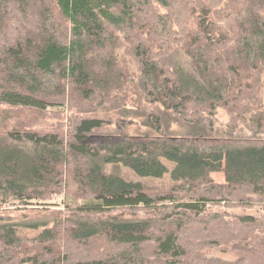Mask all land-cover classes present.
<instances>
[{
  "label": "trees",
  "instance_id": "trees-1",
  "mask_svg": "<svg viewBox=\"0 0 264 264\" xmlns=\"http://www.w3.org/2000/svg\"><path fill=\"white\" fill-rule=\"evenodd\" d=\"M123 27L135 71L114 52ZM262 73L264 0H0V105L75 107L66 143L1 129L0 210L64 190L82 200L28 223L0 215V264H264V216L207 209L264 205ZM97 110L130 122L98 135L111 120ZM115 166L171 186L148 191ZM138 208L152 216L111 214ZM221 248L239 257L201 254Z\"/></svg>",
  "mask_w": 264,
  "mask_h": 264
},
{
  "label": "rangeland",
  "instance_id": "rangeland-1",
  "mask_svg": "<svg viewBox=\"0 0 264 264\" xmlns=\"http://www.w3.org/2000/svg\"><path fill=\"white\" fill-rule=\"evenodd\" d=\"M160 12H163L164 9L158 8ZM232 13V12H231ZM186 24L188 26L193 25V21L191 18L186 17ZM114 31L115 37H118L120 42V49L115 50L114 52L117 54L119 60H121L129 70L135 71L136 70V63L132 59V52L130 50L131 44L129 43L128 37L124 34V31L126 30L123 27V30L120 29H111ZM127 31V30H126ZM183 55V51H179L178 54ZM262 87L260 91L263 93L264 91V73H262ZM129 97H132L130 95ZM131 105H135L134 102L131 103ZM0 135H1V129L6 128H16V129H25V130H31L36 131L39 133H58L63 141L66 143V141L71 136V122L72 119L70 118V115H75V107L70 108L69 105L64 104V106H57L52 107L49 106L45 110H37L32 108H26V107H11L6 105H0ZM96 114L99 116H106L108 119L111 120V123L107 124L103 128L95 131L98 135H109V134H116L118 129L117 127L119 124L116 122L117 120L121 121V124L126 122L129 123L130 120L128 117H121L119 114H117L115 111L110 110L108 112H103L100 110L96 111ZM124 119V120H123ZM133 122L136 119L130 118ZM215 126L221 127V129H224L227 127L231 121V115L227 108L225 107H219L216 110L215 115ZM132 122V123H133ZM236 127V135L239 137H243V135H250L251 133L243 124L242 122L236 121V123H232ZM125 131L129 134H135V133H143L145 129H143L141 126L133 124H128L125 128ZM112 168L111 166H108L107 169ZM114 168L117 169V171L120 173V175H123L126 178H132L134 180L140 181L139 178L135 175H133L127 168L125 167H118L115 166ZM64 169V167H63ZM216 182L222 183L224 181V176L222 172H214L211 175ZM142 184H144L145 188H147L148 191H152L155 193L160 192L161 190H168L171 186L169 179L166 177L161 179H141L140 181ZM71 182H68V185L71 186ZM175 185V184H174ZM250 198L254 200V206L252 207H243L238 206L235 204L230 203L229 207H220L218 205H209L207 207L208 211L210 212H217V211H225L229 214L234 215H251L253 217L257 218H263L264 216V205L262 203V198L259 196H253L250 195ZM82 200L79 198L78 195L73 193H68L67 191H60L52 194L50 199L47 200H32L29 202L28 205H2L0 210V215H7L10 218H21L24 217L25 222L28 223L26 220H35L40 219L41 217L52 215L53 213H63L65 208L64 205L68 204L70 207L74 206L75 204L81 203ZM136 212H132V210L127 209H118L115 211H112L111 214L113 215H120L124 218H143L147 216H152V213H145L141 208H138L135 210ZM254 240L257 242H263L264 243V234L256 233L254 234ZM245 243L240 242V245L237 244V246H243ZM251 247V245H248ZM201 254L205 256L206 258H215L219 259L223 262H233L238 257L239 254L236 253L233 250L221 248V249H204L201 251Z\"/></svg>",
  "mask_w": 264,
  "mask_h": 264
}]
</instances>
